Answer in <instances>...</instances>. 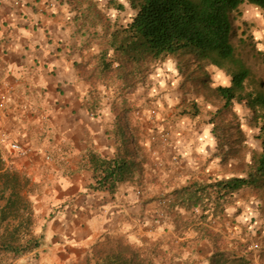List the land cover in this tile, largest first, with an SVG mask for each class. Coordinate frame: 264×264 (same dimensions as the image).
Segmentation results:
<instances>
[{"label": "rangeland", "instance_id": "obj_1", "mask_svg": "<svg viewBox=\"0 0 264 264\" xmlns=\"http://www.w3.org/2000/svg\"><path fill=\"white\" fill-rule=\"evenodd\" d=\"M67 1L76 13L84 46L92 50L95 58L85 76L90 85L86 104L96 114H107L112 132L117 127L131 140L129 152L137 163L134 186H142L143 201L152 197V184L158 175V172H151L154 165L152 151L172 150L176 153L180 141L191 142L195 137L199 138L211 125L216 143L213 152L221 156L220 164L233 159L236 165L230 172L235 176H246L260 153L258 126L261 121L253 118L243 101L234 100L228 107L223 106L214 87L224 81L220 78L215 82L214 75L210 77L212 68L206 71L209 66L198 67L189 55L170 56L157 62L147 60L145 64L128 61L117 49L124 37L121 29L135 14L126 0H116L119 7L110 0ZM231 22L230 42L235 56L250 72L245 91L259 84L264 89V16L259 8L244 3L231 13ZM173 91L180 98H175L174 107L168 108L170 105L164 104L161 98L163 93ZM162 104L165 110H161ZM183 121L187 122L185 126L181 124ZM247 136L248 141H245ZM9 142L8 138L6 143H0L5 168H9L10 160L18 156L8 151ZM173 161L177 162V159ZM209 163L206 158L201 165ZM17 173L27 180L25 193L29 192L25 197L31 202L33 223L27 227L19 226L12 238L11 227L25 220L26 212L20 211L18 220L10 218V225L0 222V264H40L46 244L42 231L51 214L44 210L51 182L45 172L38 175ZM196 175L192 172L189 178H176L169 187L164 186V180H159L160 190L155 199L158 207L149 202L143 215L133 218L129 226L101 232L67 264L110 263L119 253L127 259L140 258L153 264H242L238 262L239 258L244 264H262L264 251L257 253L249 247L261 235L252 232L250 226L260 225L264 230V187H249L254 197L253 209L236 203L232 195L226 198L222 215H215L214 203H211L213 197L209 203L203 198L196 208L184 210L180 195L174 191L191 183L198 185L215 180L211 177L209 181L208 178L199 179ZM1 205L3 201H0ZM202 205H206L205 211ZM206 213L208 216H203ZM251 215L255 223L250 224ZM157 216L161 218L159 223L155 222ZM151 224L158 228L153 233L148 231ZM11 241L19 246L18 252L9 250Z\"/></svg>", "mask_w": 264, "mask_h": 264}, {"label": "crops", "instance_id": "obj_2", "mask_svg": "<svg viewBox=\"0 0 264 264\" xmlns=\"http://www.w3.org/2000/svg\"><path fill=\"white\" fill-rule=\"evenodd\" d=\"M93 59L69 1L0 0V135L25 149L10 160L9 168L30 175L45 172L51 182L44 209L51 214L42 231L46 244L40 264H67L101 232L129 226L149 202L158 207L159 180L169 187L174 179L189 178L192 172L207 181L239 177L230 172L235 160L220 164L221 156L214 155L211 125L199 138L180 141L176 153L152 151L151 172L158 175L149 200L143 201L142 186H134L136 177L118 184L114 193L89 188L98 174L91 159L112 158L119 146L107 114L94 113L85 101L90 89L85 76ZM209 68L215 82L222 78L220 86L230 85L221 70L209 66L206 71ZM175 94L163 93L168 108L178 100ZM160 108L165 110L163 104ZM206 158L210 163L201 165ZM233 196L246 208L254 199L249 188ZM160 219L157 216L155 222ZM248 222L255 223L251 217ZM250 227L264 234L260 225ZM156 229L151 224L148 231Z\"/></svg>", "mask_w": 264, "mask_h": 264}, {"label": "trees", "instance_id": "obj_3", "mask_svg": "<svg viewBox=\"0 0 264 264\" xmlns=\"http://www.w3.org/2000/svg\"><path fill=\"white\" fill-rule=\"evenodd\" d=\"M115 2L119 7L120 4ZM135 11L130 22L121 29L124 37L118 50L133 63L145 64L162 61L170 56L189 55L198 67L213 66L230 77V85L217 86L216 93L223 100V106L243 101L253 114L258 126L260 153L246 176L215 179L211 182L187 186L174 191L184 210L196 208L205 198L207 203L214 198L215 215H222L226 198L244 188L264 187V89L260 84L245 91L250 72L235 56L230 42L232 33L231 13L244 3L253 5L264 16V0H126ZM264 45V42H263ZM264 60V51L262 53ZM114 135L119 140L116 154L112 158H92V166L98 172L94 184L89 188L114 193L118 184L126 180L134 181V169L137 163L130 155L128 140L117 127ZM27 180H23L17 171L5 168L0 156V222L19 218V212L25 211V220L18 221L12 228V238L19 226H31V202L25 197ZM184 196V197H183ZM207 205V204H206ZM206 205L202 209L206 210ZM212 214V213H211ZM213 215V214H212ZM203 216L207 217L208 213ZM251 220L253 215L250 216ZM10 225V224H9ZM7 226L6 229H9ZM25 227V228H26ZM28 232V230H27ZM16 242H9L11 252L19 248ZM238 259V258H237ZM238 262H244L241 258ZM153 264L145 259H127L120 253L105 264Z\"/></svg>", "mask_w": 264, "mask_h": 264}, {"label": "built area", "instance_id": "obj_4", "mask_svg": "<svg viewBox=\"0 0 264 264\" xmlns=\"http://www.w3.org/2000/svg\"><path fill=\"white\" fill-rule=\"evenodd\" d=\"M8 140V138H6L4 135H0V143H6V141ZM8 146V151L10 153H16L18 155H23L25 153V149L17 142H9L7 144ZM176 158H174L175 160ZM251 248L254 251H257L260 249L259 244L255 243L251 246Z\"/></svg>", "mask_w": 264, "mask_h": 264}, {"label": "clouds", "instance_id": "obj_5", "mask_svg": "<svg viewBox=\"0 0 264 264\" xmlns=\"http://www.w3.org/2000/svg\"><path fill=\"white\" fill-rule=\"evenodd\" d=\"M253 202V201H252ZM250 205V207L253 209L254 208V206H251V204H249ZM252 205H253V203H252ZM255 241V240H254ZM255 243H257V244H259V247H260V249L259 250H257V251H254L252 248H251V246L253 245V244H255ZM249 248H251L254 252H261L262 250L264 251V234L262 235H260L259 237H258V239H256V241L255 242H253L251 245H250V247Z\"/></svg>", "mask_w": 264, "mask_h": 264}]
</instances>
